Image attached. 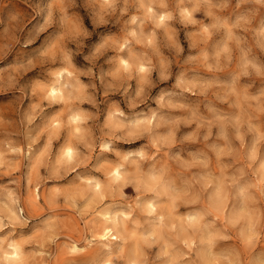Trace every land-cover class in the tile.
<instances>
[{
	"label": "clouds",
	"instance_id": "1",
	"mask_svg": "<svg viewBox=\"0 0 264 264\" xmlns=\"http://www.w3.org/2000/svg\"><path fill=\"white\" fill-rule=\"evenodd\" d=\"M0 264H264V0H0Z\"/></svg>",
	"mask_w": 264,
	"mask_h": 264
},
{
	"label": "rangeland",
	"instance_id": "2",
	"mask_svg": "<svg viewBox=\"0 0 264 264\" xmlns=\"http://www.w3.org/2000/svg\"><path fill=\"white\" fill-rule=\"evenodd\" d=\"M8 97H0V102L6 101Z\"/></svg>",
	"mask_w": 264,
	"mask_h": 264
}]
</instances>
